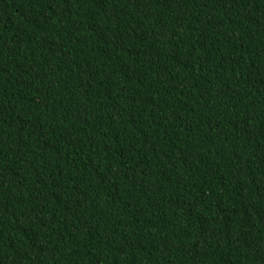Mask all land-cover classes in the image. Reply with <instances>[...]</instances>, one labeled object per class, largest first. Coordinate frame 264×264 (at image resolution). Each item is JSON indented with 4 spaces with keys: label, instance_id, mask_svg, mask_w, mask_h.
<instances>
[{
    "label": "trees",
    "instance_id": "1",
    "mask_svg": "<svg viewBox=\"0 0 264 264\" xmlns=\"http://www.w3.org/2000/svg\"><path fill=\"white\" fill-rule=\"evenodd\" d=\"M0 264H264V0H0Z\"/></svg>",
    "mask_w": 264,
    "mask_h": 264
}]
</instances>
